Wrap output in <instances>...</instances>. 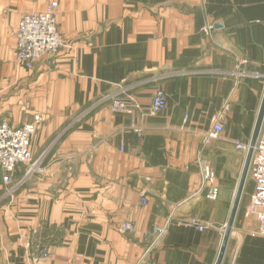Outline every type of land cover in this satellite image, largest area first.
<instances>
[{
    "label": "crops",
    "instance_id": "0c3cea01",
    "mask_svg": "<svg viewBox=\"0 0 264 264\" xmlns=\"http://www.w3.org/2000/svg\"><path fill=\"white\" fill-rule=\"evenodd\" d=\"M54 2L65 45L54 67L28 70L18 24ZM118 86L144 108L161 88L167 108L114 113L105 98ZM263 100L264 0H0V123L42 119L36 169L9 183L0 170V264H33L45 248L43 264H216L248 154L236 143L251 145ZM253 190L248 176L222 264H264Z\"/></svg>",
    "mask_w": 264,
    "mask_h": 264
},
{
    "label": "built area",
    "instance_id": "2783aa9c",
    "mask_svg": "<svg viewBox=\"0 0 264 264\" xmlns=\"http://www.w3.org/2000/svg\"><path fill=\"white\" fill-rule=\"evenodd\" d=\"M59 7L56 2L51 3L46 10L40 13L27 14L23 16L18 24L16 33V61L19 65L32 70L38 62L47 60L49 67H54L55 58L65 45L64 37L58 26ZM207 30H212L209 25ZM52 57V59H50ZM110 102L111 110L114 113H123L134 119L140 114L146 118L156 116L167 108V94L161 88L155 90L151 104L144 108L137 97L133 94L131 86H118L117 91L105 98ZM228 107L225 108V111ZM42 119L36 116L32 123L20 127H13L7 122L0 123V170L5 174V181L10 182L18 166H30L35 170L37 163L31 152V144ZM136 133L141 134L142 130L133 126ZM224 126L216 123L213 129L207 133L205 141L211 142L218 139L223 132ZM239 150L248 152L250 146L241 142L236 143ZM203 178L208 188L206 197L211 201H217L220 188L216 184V176L208 167L203 168ZM249 179L252 181L254 190L251 201L247 207L248 214L257 221L258 228L251 232L253 236L264 237V128L261 129L254 146L250 167ZM185 224L197 227L200 231L206 229V225L197 219H189ZM125 230H132L130 224L125 225ZM165 234L164 228H156L155 235L160 239ZM39 254L33 264H43L50 257L45 248L38 250Z\"/></svg>",
    "mask_w": 264,
    "mask_h": 264
},
{
    "label": "water",
    "instance_id": "95a60500",
    "mask_svg": "<svg viewBox=\"0 0 264 264\" xmlns=\"http://www.w3.org/2000/svg\"><path fill=\"white\" fill-rule=\"evenodd\" d=\"M263 123H264V100H263V103H262V106H261L259 118H258V121H257V124H256V128H255L254 134H253L252 142H251L248 154H247L244 170H243V173H242V176H241V179H240V182H239V186H238V189H237V193H236V196H235V199H234V202H233L230 218H229L228 224L226 226V230H225V234H224L221 250H220L218 259L216 261V264H222V262L224 260L225 253H226V250H227V246H228L231 234H232V230H233L234 225H235V221H236L237 214H238V211H239V207H240V204H241V200H242V197H243L244 189H245V186H246V183H247V180H248L249 167H250V162H251L254 146L256 144V141H257L258 136L260 134V131L262 129Z\"/></svg>",
    "mask_w": 264,
    "mask_h": 264
}]
</instances>
